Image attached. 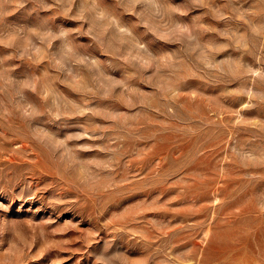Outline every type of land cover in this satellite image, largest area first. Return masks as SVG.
<instances>
[{"label": "rangeland", "instance_id": "rangeland-1", "mask_svg": "<svg viewBox=\"0 0 264 264\" xmlns=\"http://www.w3.org/2000/svg\"><path fill=\"white\" fill-rule=\"evenodd\" d=\"M0 264H264V0H0Z\"/></svg>", "mask_w": 264, "mask_h": 264}]
</instances>
